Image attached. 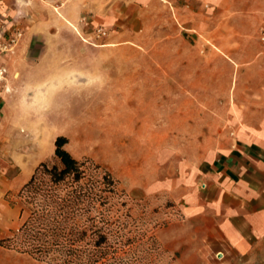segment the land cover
I'll return each instance as SVG.
<instances>
[{"label":"crops","instance_id":"crops-1","mask_svg":"<svg viewBox=\"0 0 264 264\" xmlns=\"http://www.w3.org/2000/svg\"><path fill=\"white\" fill-rule=\"evenodd\" d=\"M145 8L148 24L197 41L195 60L180 65L195 77L179 82L180 123L165 119L163 135L189 136V121L197 135L210 119L227 138L197 150L194 164L174 178L179 209L195 221L184 231L182 255L192 251L196 264H264V43L257 34L264 0H0L3 30L20 32L0 53V237L21 214L6 195L54 154L58 135L75 157L88 152L89 137H99L102 148L117 151L119 168L137 169L141 185L163 176L155 154L123 147V138L154 137L159 129L154 113L140 107L156 104V65H141L138 49L114 45L121 26H140ZM12 251L0 245V264L20 259Z\"/></svg>","mask_w":264,"mask_h":264},{"label":"rangeland","instance_id":"rangeland-1","mask_svg":"<svg viewBox=\"0 0 264 264\" xmlns=\"http://www.w3.org/2000/svg\"><path fill=\"white\" fill-rule=\"evenodd\" d=\"M147 14L146 8L140 11V26L134 22L121 26L123 33L119 34V44L114 45H119V49H138L141 52L138 58L141 65H156V104L154 107L152 105L140 107L145 110L144 115L154 113L156 127L159 129L156 130L154 137H125L123 147L128 153L139 151L145 156L155 154L156 164L160 166L163 176L155 180V184L141 185L137 169L128 168L123 171L119 168L117 151L113 153L102 148L97 142L99 137H89L85 144L88 152L77 158L86 156L93 159L109 170L118 181L119 264H196V257L195 254H191L192 251L182 255V247L187 242L184 231L194 228L195 221L187 220L179 209V185L174 178L177 179L182 174V166L189 168L190 164H194L193 161L199 155L197 150L201 147L206 149L223 144L227 138L217 134L218 128L215 127L219 122L210 119L204 120L203 131L197 135L194 121L188 122L189 126L192 125L191 130H188L189 136L163 135L167 132L164 130L165 119L171 117L173 125L180 123L178 115L180 93L185 90L180 88L179 82L195 80L194 73H181L180 65L186 58L189 62L195 60L197 41L181 38L179 31L175 33L171 27L148 24ZM142 21H145V24ZM137 31H139L137 39H126L128 33ZM169 37L173 39H167ZM104 42L110 43L108 40ZM183 53L184 58L181 57ZM165 69L168 71L165 72ZM165 82L166 86L167 82H172V88H164ZM186 94L189 98H194L195 90L188 89ZM73 146L77 147V143L73 142ZM53 159L52 155L45 160L51 162ZM150 162L146 161L145 164ZM164 179L166 182L172 181L166 185L161 184L160 181ZM6 199L20 208L21 203L16 193L7 194ZM22 217L23 213L12 221L7 235L19 226ZM11 254L13 258H20L12 264H50L15 250Z\"/></svg>","mask_w":264,"mask_h":264},{"label":"trees","instance_id":"trees-1","mask_svg":"<svg viewBox=\"0 0 264 264\" xmlns=\"http://www.w3.org/2000/svg\"><path fill=\"white\" fill-rule=\"evenodd\" d=\"M67 140L55 137L54 159L40 161L17 191L23 217L0 245L50 264H119L118 181L72 155Z\"/></svg>","mask_w":264,"mask_h":264},{"label":"built area","instance_id":"built-area-1","mask_svg":"<svg viewBox=\"0 0 264 264\" xmlns=\"http://www.w3.org/2000/svg\"><path fill=\"white\" fill-rule=\"evenodd\" d=\"M60 4L64 0H58ZM104 30L98 29V34H104ZM20 32L15 30L13 33H8L3 30L2 26L0 25V53L9 51L13 48L16 43V39L18 38ZM259 38L264 43V27H261L259 30ZM6 75V69L3 65H0V84L4 81Z\"/></svg>","mask_w":264,"mask_h":264}]
</instances>
